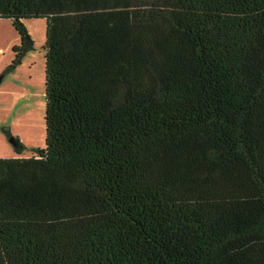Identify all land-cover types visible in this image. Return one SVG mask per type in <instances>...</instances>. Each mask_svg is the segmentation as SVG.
I'll return each instance as SVG.
<instances>
[{
    "label": "trees",
    "instance_id": "1",
    "mask_svg": "<svg viewBox=\"0 0 264 264\" xmlns=\"http://www.w3.org/2000/svg\"><path fill=\"white\" fill-rule=\"evenodd\" d=\"M46 20L45 145L0 158V264H264V0H0Z\"/></svg>",
    "mask_w": 264,
    "mask_h": 264
},
{
    "label": "rangeland",
    "instance_id": "2",
    "mask_svg": "<svg viewBox=\"0 0 264 264\" xmlns=\"http://www.w3.org/2000/svg\"><path fill=\"white\" fill-rule=\"evenodd\" d=\"M24 24L34 41V51L16 70L7 72L20 38L10 20L0 19V158L16 154L11 139L1 128H11L17 135L13 138L25 146L22 157H31L33 149L45 145L46 20H26Z\"/></svg>",
    "mask_w": 264,
    "mask_h": 264
},
{
    "label": "crops",
    "instance_id": "3",
    "mask_svg": "<svg viewBox=\"0 0 264 264\" xmlns=\"http://www.w3.org/2000/svg\"><path fill=\"white\" fill-rule=\"evenodd\" d=\"M5 129H7V128H5ZM7 130L12 134V136H13V135H14V136H17L16 134L13 133V131H12L11 128H8ZM17 139H18V138H17ZM18 140H19V139H18ZM35 149H36V148H35ZM35 149H33V151H34ZM16 157H18L17 154H15V156H13L12 158H16ZM5 158H8V157H5ZM9 158H11V157H9Z\"/></svg>",
    "mask_w": 264,
    "mask_h": 264
},
{
    "label": "water",
    "instance_id": "4",
    "mask_svg": "<svg viewBox=\"0 0 264 264\" xmlns=\"http://www.w3.org/2000/svg\"><path fill=\"white\" fill-rule=\"evenodd\" d=\"M2 77L0 78V84L2 83ZM11 141H12V144L14 145V141L11 139Z\"/></svg>",
    "mask_w": 264,
    "mask_h": 264
}]
</instances>
